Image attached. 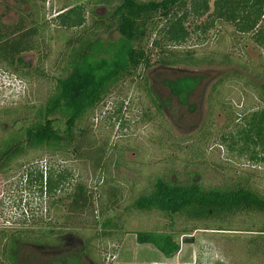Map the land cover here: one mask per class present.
<instances>
[{
    "label": "rangeland",
    "instance_id": "374dc122",
    "mask_svg": "<svg viewBox=\"0 0 264 264\" xmlns=\"http://www.w3.org/2000/svg\"><path fill=\"white\" fill-rule=\"evenodd\" d=\"M77 1L32 0L41 24L47 23V41L39 51L49 57L40 60L44 53L38 51L27 54L23 67L33 73L41 67L49 79L0 67V145L22 133L24 118L48 98L52 78L60 73L55 70L58 55L69 38L79 35L59 28L53 18ZM187 1L168 14L180 15ZM86 6L88 25L93 10L106 14L103 5ZM29 7L0 0V19L12 24ZM163 22L160 14L142 13L127 27L129 41L118 29L99 35L100 43L88 56L91 64L117 58L130 63L76 124L71 152L30 150L0 169V264H12L13 256L16 264H264V214L258 211L195 219L133 207L158 178L199 183L205 189L241 188L264 198V162L241 156L231 138L239 123L245 126L251 107L264 108V51L251 36L237 34L224 22L205 36L192 35L180 47L158 48L153 43ZM195 24L191 21V30ZM183 79L197 82L186 103L170 87ZM251 94L257 96L254 102ZM121 103V119L115 121ZM60 119L58 129L64 130ZM46 162L60 164L72 175L67 190L54 198L40 196L38 188L30 190L25 183L27 169L45 171ZM107 220L112 226H103ZM140 232L170 234L180 251L168 259L153 246L138 244ZM187 236L193 243L182 244Z\"/></svg>",
    "mask_w": 264,
    "mask_h": 264
},
{
    "label": "trees",
    "instance_id": "16d2710c",
    "mask_svg": "<svg viewBox=\"0 0 264 264\" xmlns=\"http://www.w3.org/2000/svg\"><path fill=\"white\" fill-rule=\"evenodd\" d=\"M85 1L78 0L76 4L57 12L53 18L59 28L64 31H78L79 35L69 38L59 53L55 70L60 73L56 78H52L54 86L45 103L35 108V112L27 114L24 118L26 126L22 133L13 134L0 145V169L26 156L30 150L71 152L75 144L76 124L82 122L102 96L115 86L122 71L126 70L130 63L117 58L110 63L94 65L88 61V56L100 43L99 35L102 32L118 29L129 41L127 27L142 13H157L164 20L163 26L157 32L158 40L153 43L158 48L180 47L185 45L192 35L205 36L217 22H224L231 25L237 34L251 36L254 45L264 51V0H188L186 10L174 16H170L169 11L185 0ZM18 3L19 6L29 5L32 13L29 9L23 12L17 21L7 25L0 19V67L23 77L34 75L47 79L48 75L41 67L34 73L25 72L23 67L24 56L41 52L40 44L43 46L46 43L47 23L41 24L42 18L32 0H18ZM87 4L105 6L106 14L99 15L93 10L92 23L88 25ZM191 21L196 22L192 30ZM129 48L131 49V46L126 51ZM41 53L44 54L40 56V60L49 57L46 51ZM186 61L194 63L192 59ZM196 83L183 79L170 87L178 99L186 103ZM156 100L153 101L159 109L161 105L159 101L155 102ZM123 106L124 103H121L115 110V121H120L119 114ZM60 118H64V130L58 129L57 123L62 121ZM245 121V126L239 123L235 134L231 135L232 148L253 162H263L264 109L248 115ZM221 141L226 143L228 140L223 136ZM44 169L45 171L39 167L35 170L27 169L25 183L28 189L38 188L40 196L46 195L49 198L65 192L72 177L70 172L60 164L53 166L51 162H46ZM77 191H81V188ZM133 207L141 212H159L167 218L187 214L195 219H203L241 209H252L264 214V198L241 188L205 189L199 183L172 182L158 178L148 193L136 199ZM112 224L111 220H107L103 226L110 227ZM43 236L48 237L45 233ZM136 241L140 245L153 246L168 259L180 251V244L170 234L140 232L136 234ZM12 264H16L14 258Z\"/></svg>",
    "mask_w": 264,
    "mask_h": 264
},
{
    "label": "crops",
    "instance_id": "0c3cea01",
    "mask_svg": "<svg viewBox=\"0 0 264 264\" xmlns=\"http://www.w3.org/2000/svg\"><path fill=\"white\" fill-rule=\"evenodd\" d=\"M251 84V83H250ZM254 91V90H253ZM261 91H263L262 93L264 94V88H261ZM251 99H252V101L254 102V100H256L257 99V96L255 95V94H251V97H250ZM263 98V100H264V96L262 97ZM251 103L252 105H254L255 103ZM247 108H245V110H246ZM264 109V108H263ZM255 110H257V107H251L250 108V112H251V114H254L255 112H258V111H255ZM261 110V109H260ZM238 122V121H237ZM264 162V161H263ZM157 262L158 261H153L152 262V264H157Z\"/></svg>",
    "mask_w": 264,
    "mask_h": 264
},
{
    "label": "water",
    "instance_id": "95a60500",
    "mask_svg": "<svg viewBox=\"0 0 264 264\" xmlns=\"http://www.w3.org/2000/svg\"><path fill=\"white\" fill-rule=\"evenodd\" d=\"M193 238L192 237H184L183 239H182V244H190V243H193Z\"/></svg>",
    "mask_w": 264,
    "mask_h": 264
},
{
    "label": "flooded vegetation",
    "instance_id": "af4514ba",
    "mask_svg": "<svg viewBox=\"0 0 264 264\" xmlns=\"http://www.w3.org/2000/svg\"><path fill=\"white\" fill-rule=\"evenodd\" d=\"M13 258H14V256H13ZM13 258L11 259L12 263H13ZM14 260H15V262H16V259H15V258H14Z\"/></svg>",
    "mask_w": 264,
    "mask_h": 264
}]
</instances>
